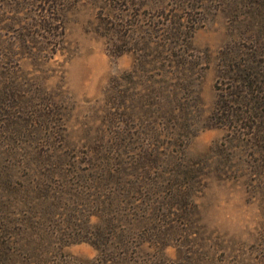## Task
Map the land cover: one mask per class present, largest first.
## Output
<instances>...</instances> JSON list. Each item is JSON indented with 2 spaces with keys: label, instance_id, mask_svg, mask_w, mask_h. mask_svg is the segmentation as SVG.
<instances>
[{
  "label": "rangeland",
  "instance_id": "rangeland-1",
  "mask_svg": "<svg viewBox=\"0 0 264 264\" xmlns=\"http://www.w3.org/2000/svg\"><path fill=\"white\" fill-rule=\"evenodd\" d=\"M0 264H264V0H0Z\"/></svg>",
  "mask_w": 264,
  "mask_h": 264
},
{
  "label": "trees",
  "instance_id": "trees-1",
  "mask_svg": "<svg viewBox=\"0 0 264 264\" xmlns=\"http://www.w3.org/2000/svg\"><path fill=\"white\" fill-rule=\"evenodd\" d=\"M46 23V22H45ZM45 27V26H44ZM59 36H57V37H59L60 39H61V36H62V34L61 33H59L58 34ZM172 53V51H170V53L168 54V58L171 60L170 62L171 63H173V62H175V59H184V61H187V59H185V56L184 55H181L180 53H177V54H171ZM191 59H193V58H191ZM185 62H183V64L182 65H177V67H175L173 64V66H171L172 67V69L174 70V69H178V71H180V73H182V74H184V70H187L188 68H186L187 67V64H184ZM189 67V66H188ZM182 70V71H181ZM170 73H173V72H170ZM174 74H176V72H174Z\"/></svg>",
  "mask_w": 264,
  "mask_h": 264
}]
</instances>
